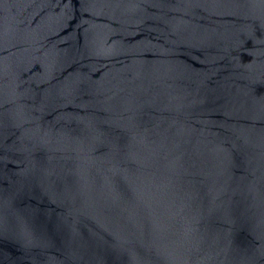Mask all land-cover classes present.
<instances>
[{
  "label": "water",
  "instance_id": "95a60500",
  "mask_svg": "<svg viewBox=\"0 0 264 264\" xmlns=\"http://www.w3.org/2000/svg\"><path fill=\"white\" fill-rule=\"evenodd\" d=\"M0 264H264V0H0Z\"/></svg>",
  "mask_w": 264,
  "mask_h": 264
}]
</instances>
